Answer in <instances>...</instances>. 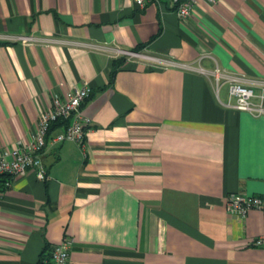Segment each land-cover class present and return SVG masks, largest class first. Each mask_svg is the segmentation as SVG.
<instances>
[{
  "label": "crops",
  "instance_id": "1",
  "mask_svg": "<svg viewBox=\"0 0 264 264\" xmlns=\"http://www.w3.org/2000/svg\"><path fill=\"white\" fill-rule=\"evenodd\" d=\"M139 46L171 63L116 52ZM226 74L259 103L264 0H198L185 19L129 0H0L1 146L28 142L53 94L91 88L83 147L48 140L46 180L0 176V264H40L64 234L70 264H264L262 212L225 209L264 191V114L230 106Z\"/></svg>",
  "mask_w": 264,
  "mask_h": 264
},
{
  "label": "built area",
  "instance_id": "2",
  "mask_svg": "<svg viewBox=\"0 0 264 264\" xmlns=\"http://www.w3.org/2000/svg\"><path fill=\"white\" fill-rule=\"evenodd\" d=\"M139 8L153 3L159 7H165L175 12L179 19L189 17L198 0H129ZM209 4H215L217 0H204ZM14 40L23 42L39 41L51 42L53 38H43L29 34H20L13 37ZM118 54L127 57H135L151 62V66L170 64L162 58L148 55L143 52L117 49ZM218 72V68L215 69ZM225 81L229 82V94L234 98L230 106L237 110H246L252 114H264V85L257 95L259 103H254V88L245 82L243 78L224 75ZM91 88L87 83L73 87L63 97L58 94L52 95L51 107L42 112L37 120L35 133L32 138L21 145L5 147L0 145V176H4L3 185L10 186L14 178L20 177L30 169L35 171L39 180L47 179L46 166L42 159V149L49 140L51 144H57L65 140L73 141L83 147L86 132L91 126V119L82 110V103L90 95ZM57 119L66 120L67 123L62 131L55 135H49L50 124ZM49 135V136H48ZM225 209L228 212L244 215L250 209H259L263 214L264 221V191L260 194L247 195L233 192L226 197ZM73 238L64 234L58 243L52 245L48 256L40 259V264H70V250ZM253 244L260 246L264 252V228L263 232L254 238Z\"/></svg>",
  "mask_w": 264,
  "mask_h": 264
},
{
  "label": "trees",
  "instance_id": "3",
  "mask_svg": "<svg viewBox=\"0 0 264 264\" xmlns=\"http://www.w3.org/2000/svg\"><path fill=\"white\" fill-rule=\"evenodd\" d=\"M142 48V46H139L138 48H135L133 51H138L139 52V50ZM122 61V59L119 61V63ZM118 62H114L113 63V70L116 68V66L119 64ZM90 95H91V93H90ZM89 95V96H90ZM89 96L86 98V100L89 98ZM85 100V101H86ZM84 101V102H85ZM83 102V103H84ZM83 103H82V105H83ZM66 123H67V121L66 120H63V119H57L56 121H54V122H52L51 124H50V127H49V131H48V133H49V135H51V131L53 130V128H55V127H58V126H65L66 125ZM48 135V136H49ZM1 178H2V180H4L5 178H4V176L2 175L1 176ZM1 180V181H2Z\"/></svg>",
  "mask_w": 264,
  "mask_h": 264
}]
</instances>
